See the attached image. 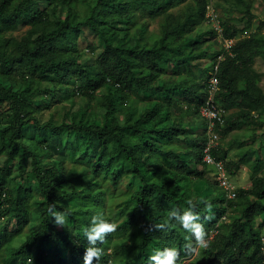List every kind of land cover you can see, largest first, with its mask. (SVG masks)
Returning <instances> with one entry per match:
<instances>
[{
    "label": "trees",
    "instance_id": "16d2710c",
    "mask_svg": "<svg viewBox=\"0 0 264 264\" xmlns=\"http://www.w3.org/2000/svg\"><path fill=\"white\" fill-rule=\"evenodd\" d=\"M77 1L0 0V253H6L4 263L83 264L84 231L91 217L102 213L118 227L97 242L104 250L98 264H148L154 251L165 248L179 250L183 264L187 258L193 264H264V176L254 178L249 187L236 188L235 199L221 185V192L213 197L195 194L192 188L195 178L208 180L211 171L205 160L209 123L200 115V107L208 99L211 71L217 64L216 99L226 113L224 124L216 129L229 133L253 126L252 140L264 142L260 85L264 71L255 67L256 58H264V20L256 31L241 36L253 27L254 14L249 2L238 0L245 3L248 19L243 24L224 22L222 37L234 42L210 54L204 46L210 37L193 33L210 18L211 0H191L178 13L168 9L186 0H96L84 20L71 11ZM53 4L68 7L67 15L54 17ZM139 13L159 18V30L148 36L147 23H136ZM21 25L28 28L17 36L14 31ZM217 33L212 30V36ZM89 36L102 41L90 40L93 52L102 49L83 60L80 40ZM208 58L211 64L202 66L200 60ZM19 79L23 84H18ZM45 81L50 84L43 86ZM71 87L90 99L108 89L103 122L59 123L54 117L47 121L39 117L44 106L59 102ZM131 92L145 95L148 105L140 112L130 109L123 123L115 113L120 102L128 103ZM185 117H202L204 129L193 136ZM55 138L65 154L58 156L59 163L49 164L44 158L52 155ZM252 151L260 164L264 148L251 147L234 161L227 160L229 149L220 145L211 153L224 160L229 175H234ZM129 169L130 189L115 206L110 184L118 186ZM189 200L197 203L193 211L199 213L198 222L210 239L208 248L192 255H186L184 247L191 233L177 221H170L166 231H145L149 224L168 221L172 209L183 211ZM50 204L70 213L68 227L52 222ZM34 209L39 210L38 217ZM21 237L24 240L16 244Z\"/></svg>",
    "mask_w": 264,
    "mask_h": 264
},
{
    "label": "rangeland",
    "instance_id": "374dc122",
    "mask_svg": "<svg viewBox=\"0 0 264 264\" xmlns=\"http://www.w3.org/2000/svg\"><path fill=\"white\" fill-rule=\"evenodd\" d=\"M251 4V9L253 11V27L250 30L241 33V36H247L251 32L256 31L260 22L264 20V0H246ZM96 0H78L71 6V11L76 16L78 20H84L90 13L91 7L95 4ZM187 2H191V0H186L175 4L174 6L170 7L168 10L169 12H182L186 9ZM215 8V9H214ZM245 3L239 2L238 0H211V3L208 7V14L212 15L209 19H205L202 24L196 29L193 35L199 33H206L207 37H210V42H207L204 46L209 50L210 54H214L215 50L220 51L225 46L224 39L222 34L217 29L216 25L220 24L221 27L224 22H231L235 24H243L248 18L245 15ZM68 7L64 5H58L55 7L53 4L50 8V13L54 17H65L68 13ZM213 14H216L215 20ZM143 22L147 23L149 35L151 32H155L159 30V18H151L147 13H139V16L136 19V23ZM28 28L27 25H21L17 30L14 31V34L19 36L23 34L26 29ZM217 29L218 33L212 36V30ZM264 33V28L262 29ZM137 34V33H136ZM135 34V35H136ZM95 44H101L102 41L99 38H93L89 36V38H82L80 40V45L83 47L84 50V57L83 60H88L91 56H97L100 52L102 47L97 49L93 52L92 48L88 46L90 40ZM202 66L210 65L211 60L210 58L200 60ZM255 67L259 71H264V58L259 56L256 58ZM200 76L203 75L200 71L198 72ZM8 82V81H7ZM19 85L23 84V81L19 79ZM50 84L49 82H43V86ZM261 87L264 90V77L260 82ZM108 93L107 88H103L96 93V97L94 99H90L87 97L82 96L77 91H74V87H71L67 94L63 95L60 98V101L53 100V104L51 106H44L41 111L39 112V117L43 121H47L52 117L59 123L63 121L72 122L74 119L80 120H98L100 122L104 121L105 118V111L107 110V102L106 101V94ZM148 105L146 101V96L143 94H136L135 92L130 93V99L128 103L124 100V102H120L117 106L116 115L119 116L123 123H125L126 115L130 109L137 110L138 112L143 111L145 107ZM184 124L193 128L194 133L193 136L197 135L204 129V120L202 117L198 118H188L185 117L183 120ZM253 126H243L240 129H236L229 133H225L222 130H216L217 137L216 142L224 147L228 148V158L227 160H238L240 159L246 151H248L251 147L253 149H263L264 142L263 141H255L252 140L253 135ZM207 134H209V129L207 130ZM264 137V136H263ZM261 146V147H260ZM52 150L51 156H46L44 159L49 161V164H57L61 157L60 155L64 156L65 150L59 145V139L55 138L53 143L50 146ZM263 147V148H262ZM253 152V151H252ZM261 154V153H260ZM257 153L253 152L250 154V157L244 161L242 164V168L238 171V173L234 175H229L230 180L237 188H246L252 184V181L257 176H264V160L260 163H256ZM71 165V163H67ZM211 171L208 174V180H200L194 179L192 188L195 192L201 193L203 197L205 196H215L218 192H221V186L215 178V168L213 166L210 167ZM131 169L125 171L119 181L118 186H113L110 184V190L116 194L114 205L117 206L123 198L126 196L125 192L130 189L129 183L131 182V177L129 176ZM108 183V181H107ZM106 183V184H107ZM34 186V192L36 196H39L40 191L36 187L37 181H32ZM33 215L38 217L39 210L34 209ZM35 220V219H34ZM33 220V221H34ZM117 224V222H116ZM30 225L27 227L29 228ZM24 238H18L16 240V244H19L23 241ZM6 253H0V264L4 263V257ZM192 258H187V264H193Z\"/></svg>",
    "mask_w": 264,
    "mask_h": 264
},
{
    "label": "clouds",
    "instance_id": "9594fccd",
    "mask_svg": "<svg viewBox=\"0 0 264 264\" xmlns=\"http://www.w3.org/2000/svg\"><path fill=\"white\" fill-rule=\"evenodd\" d=\"M188 207L183 211L172 209L168 213V221L149 224L145 231H166L169 222L177 221L187 232L191 233L189 242L185 244V254H195L198 249H206L210 246V239L203 225L199 223V213L193 211L197 203L189 200ZM206 209H210V204H205ZM49 217L55 225L68 227V216L70 213L57 210L55 204H50L48 208ZM118 225L107 218L102 213L93 215L88 228L84 231L87 246L83 256V264H94L104 255V250L97 246V242H103L105 237L116 231ZM78 244V241H74ZM148 264H183L180 260V252L176 248H165L156 250L148 257Z\"/></svg>",
    "mask_w": 264,
    "mask_h": 264
},
{
    "label": "built area",
    "instance_id": "2783aa9c",
    "mask_svg": "<svg viewBox=\"0 0 264 264\" xmlns=\"http://www.w3.org/2000/svg\"><path fill=\"white\" fill-rule=\"evenodd\" d=\"M216 14H213L214 20ZM212 16V15H210ZM219 32L222 33V27L220 24L216 25ZM234 39H224V45L226 48H230L233 44ZM219 59H223V55L219 57ZM218 67L217 64L214 66V69L211 71V76L209 79V95L206 103L200 107V115L208 121V142L206 146V155L205 160L209 164V166H213L215 168V177L217 178L219 184L226 190L227 196L231 199H235L237 197L236 186L229 178V172L224 164V160H217L212 155V149L217 147L219 144L216 142V127L218 124L223 125L225 122V109L220 106L217 102L216 94L220 90V79L218 76ZM226 216H224L225 218Z\"/></svg>",
    "mask_w": 264,
    "mask_h": 264
}]
</instances>
